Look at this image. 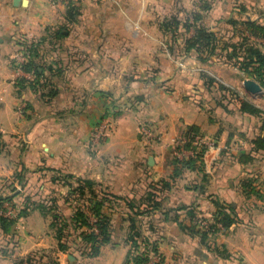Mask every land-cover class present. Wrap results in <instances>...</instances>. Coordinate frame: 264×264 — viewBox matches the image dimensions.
<instances>
[{"label":"crops","instance_id":"0c3cea01","mask_svg":"<svg viewBox=\"0 0 264 264\" xmlns=\"http://www.w3.org/2000/svg\"><path fill=\"white\" fill-rule=\"evenodd\" d=\"M97 1L100 9L85 12L86 31L67 38L72 46L64 77L55 81L56 72L50 75L56 93L45 95L28 81L21 83L20 78H29L17 72L10 60L17 53L20 34L39 39L60 22L64 6L57 4L59 0H27L26 5L0 0V193L21 169L24 193L31 189L43 193L47 186L68 192L67 185L50 180L61 173L94 180L97 190L138 202L152 185L161 190L160 181L168 180L170 188L156 190L161 207L143 218L145 233L158 241V253L152 254L149 264H264V151H252L251 143L261 132V123L255 134L250 129L246 135H233L227 130L228 118L196 99L192 75L179 67L181 61L185 66L188 60L198 62L194 55L156 47L163 40L153 32L161 31L164 19L156 18V13L180 15L190 0ZM261 4L260 0H213L211 12L213 17L251 18ZM119 10L122 17L117 18ZM106 29L115 33L106 35ZM117 29H123L119 32L124 36H117ZM103 119L110 122L108 135L91 149L89 137ZM142 123L158 134L159 142L143 141ZM191 124L215 141L204 156L207 177L184 170L170 179V152ZM243 152H251L254 159L240 162ZM247 178L252 181L245 190L242 180ZM113 203L112 238L97 256L70 259L71 253L58 249L51 217L33 210L8 232L0 228V264H15L33 253L39 254L34 264H125L131 210L123 200ZM221 203L232 204L238 218L226 229L218 225L221 229L211 238L218 253L184 226L190 224L186 206L193 204L197 216L207 220ZM50 254L54 259H48Z\"/></svg>","mask_w":264,"mask_h":264},{"label":"trees","instance_id":"16d2710c","mask_svg":"<svg viewBox=\"0 0 264 264\" xmlns=\"http://www.w3.org/2000/svg\"><path fill=\"white\" fill-rule=\"evenodd\" d=\"M206 1H202L197 10L192 11L185 18H181L176 14L163 19L160 23L161 30L169 34L167 42L169 52L175 53V48L185 55H196L197 60L200 62H210L214 55L218 54V49L225 50L226 57L240 71L247 75H253L261 85L264 86V51L258 45L250 40V37L243 35L241 41L236 42H223L218 36L217 32L211 30L205 23L204 11L210 10V5ZM78 6L75 1H68L67 11L65 15L73 19L76 15ZM241 10H243L241 8ZM231 23L237 24V19H232ZM240 27H245L256 37L264 38V24L259 23L251 18H246L240 23ZM183 30V31H181ZM54 31V30H53ZM50 32L51 34L53 33ZM243 32V30H240ZM243 34V33H242ZM55 36L64 37L61 30L55 31ZM45 38L41 42H44ZM19 51V50H17ZM27 53V61L22 64V69L25 72L32 74L31 79L20 78V82L28 81L29 86L37 91V80L42 79L46 70L44 64L37 62V54L32 53L31 50H25ZM206 54V55H204ZM212 81V79H211ZM56 91L51 90L48 95L55 94ZM214 107V106H213ZM240 110L243 113H251L263 115L264 112L256 107L251 106L245 101H240ZM260 133L251 140L253 145L252 151H264V119L260 126ZM186 139L184 144H177L175 150L181 151L182 149L189 150L191 154H184L182 157L175 155L172 158L173 170L170 179L180 176L184 170L197 171L203 174V179H206L205 161L204 156L207 150L206 147L198 148L193 144L195 137L203 136L198 126L191 124L179 135ZM0 139V147H2ZM254 159L251 152L240 153L238 160L240 162H250ZM24 169L17 171L10 183L1 186L0 193V228L4 232H8L9 228L14 225L19 219L26 217L33 210H40L43 214L51 217L50 227L55 232L57 246L60 251L69 252L75 258L81 257H94L100 252L101 247L111 241L112 238V215L111 210L114 206L113 199L123 200L124 203L131 210L129 214V229L126 236V242L130 248L127 251L125 264H149L152 260V254L158 253V241L152 240L144 229L143 218L150 215L153 211L161 207L159 195L156 192L170 188L168 180H161V187L147 192L146 198L136 203L134 199H129L117 195H110L102 190H97V183L94 180L77 177L71 174L59 173L55 177H51L52 183H61L68 186L66 195L57 197L54 195L52 206H49L44 199L34 200L31 195L24 193L26 184ZM251 179L247 178L242 180L243 186L247 189L251 187ZM18 182L21 185V190H16L14 183ZM56 188L55 192L59 193ZM9 190H11L9 192ZM54 191V190H53ZM256 192V191H255ZM64 196V197H63ZM23 199L21 200V198ZM67 204L68 209L64 211L60 206ZM71 201L76 202L72 208ZM13 208L15 216L7 217L2 212L7 209V205ZM88 206L87 209L85 206ZM187 211L190 217V224L184 226L188 229L190 235H196L200 239V243L207 249L217 251V248L212 242L211 238L221 228H228L237 221V214L232 204L225 205L221 203L218 205L217 210L213 213L211 219H207L209 224L207 229H202L194 222L198 212L192 204ZM61 208V209H60ZM56 212H53V211ZM204 219V216H201ZM221 227H219V226ZM151 227V225H150ZM39 254H29L25 258L15 260V264H34L36 257ZM41 258V257H39Z\"/></svg>","mask_w":264,"mask_h":264},{"label":"rangeland","instance_id":"374dc122","mask_svg":"<svg viewBox=\"0 0 264 264\" xmlns=\"http://www.w3.org/2000/svg\"><path fill=\"white\" fill-rule=\"evenodd\" d=\"M48 1L54 2V0H48ZM68 1L70 0H59V3L57 4L63 5L64 10H65L64 13L59 12L60 18L58 20L60 22L57 23L55 26H49V28L45 30V34L43 35L41 34L42 36H40L39 39H36V40L35 38L30 39L29 37H26L21 34L18 37L19 40L21 39L18 45L19 51L24 52L25 50H28L29 52V49H30L32 53L37 54L38 57L36 59L38 63L44 64L47 69L48 67H51L50 70L48 69L45 71V75L44 77H42V79L37 80V83H38L37 90L39 91V93H42L45 95L49 93V91L51 90L54 91V88L52 86L53 85L52 78L50 77V75L53 74V72H56V74L58 75L56 79L54 78L55 81L58 78H61V76L64 77V74L62 73V71L69 64V61L67 60V53L70 52V47L72 46V44H70L71 43L70 40L67 41V38L71 37V35L72 36L81 35L83 32L86 31V28L83 27V23L85 20H87V17H85L87 16L85 15V12H87V8H89L90 10L100 9L98 8L99 4L97 0H72L76 2V5L78 6V10H76V15L74 16V18L70 19V17L65 15V12L67 11ZM204 1H206L208 5H210V8H209L210 10L204 11L205 23L210 27L211 30H214L217 32L221 41L223 42L241 41L243 35H247L248 37H250V40L253 41V43L258 45V47L264 51V38L256 37V35H253L245 27L243 28L240 27L239 23L243 21L244 19H246V17H244L245 15L237 16L233 18L229 16V14H221L218 17H213L212 12H211L213 0L212 1L204 0ZM189 2H190L189 7L184 6L183 8L184 10H182L183 12L180 13L181 16L178 15L181 18H185L188 14L192 13V9L194 8H193L191 0ZM260 2L262 3L261 6H259L258 8L255 7L256 12L251 13L252 14L251 19L264 24V0H260ZM237 6L240 7L239 5ZM100 7L102 6L100 5ZM119 13L120 14L117 15V18L122 17V10H119ZM165 13L157 12L156 18L160 19V18L168 17L170 16L171 12L167 16ZM92 16L96 17V15H92ZM232 19H237L238 23L237 24L231 23ZM58 29H60L61 33L65 35L64 37L55 36V31ZM93 29H97V28H93ZM108 29H106V35H112L115 33V32L111 33L110 30ZM111 29L112 31H115V29L113 28ZM120 30L122 31L123 29H117L116 35L119 37L122 35L124 36L122 32H119ZM240 30H243V32H241ZM52 31L53 33L51 34L50 32ZM153 33L155 36H158L160 39L163 40L162 43H157L156 47L159 48V50L165 48V50L168 52L169 46L167 42L169 40V34L164 33L162 30L158 32V30L156 29L154 30ZM43 38H45V41L41 42ZM175 53H180L177 47L175 48ZM226 53L227 52L225 50L218 49V54L213 56V58L215 59L211 62H205V63L197 60L196 55H194V57L196 58L198 62H194L193 60H188L189 62L187 63V66L184 65V67L182 66H179V67L182 68L187 75H190V74L192 75L191 80L194 81V86H195V89H193V93L195 94V96H197L196 99L198 101L200 100L201 102L208 103L210 106H215V108H217V110L221 113V116L219 115V117L228 118L226 119L227 130L233 133V135L234 134L235 135H246L245 131H247L248 133L250 129H252V131L255 129L257 130L259 129V123H262V119H264V116L263 115L256 116V114L255 115L251 113L245 114L241 112L240 101H245L249 103L251 106L256 107L264 112V86L261 85L259 81H257L255 78H253V75H250V74L247 75L246 73L240 71L235 66L230 64L231 63L230 61L228 63V60H226L227 59ZM14 61H15L14 58L10 60V62H12L11 64L13 68L15 69ZM197 68H199L200 70H197V71L194 70ZM246 78L254 79L255 81H257L262 87L261 92L251 93L248 90H246L243 85V81ZM248 114H250L251 116H248ZM109 123L110 122L108 121V119H103L100 123H98V125L94 126L93 131L94 130L96 131L98 127L106 125V130L103 134L105 135L103 136V139H104L108 135V132L110 129ZM141 127H144L147 130L149 128V126L146 123L145 124L142 123ZM253 132L255 134V131ZM92 134L93 133H91V135ZM91 135L88 141L89 148L96 149L98 146L102 144L103 139L102 140L100 139V141H95V138L91 139ZM155 135H156L155 136L156 138L153 140V143L159 142L160 140L158 139V136H157L158 134L156 133ZM211 136L214 137V134H211ZM142 139L148 145V143L146 142L148 140V136L142 135ZM238 139L240 138L238 137ZM175 147L176 146H174L173 151L170 152L171 154L169 157L171 160L175 155L178 154V151L175 150ZM189 178L192 179V174L189 175ZM155 185L156 184L152 185L151 190L155 189ZM55 189L56 187L53 188V187L47 186L46 192L42 191L43 193H38L36 192V190L31 189L27 191V193L25 194L33 196L34 199H40V198L44 199L46 197L45 201L48 203L49 206H52L53 200L50 201V199L53 198L54 195H57V197H59L61 195L67 194V188L66 190L62 188L63 189L62 191L64 192H59V193H56ZM60 190H61V187L59 186L57 191H60ZM10 191L11 190H9V192ZM146 194L142 197L146 198ZM35 196H37V198H35ZM22 199L23 197L21 198V200ZM139 200L140 199H135V202L138 203ZM59 202L61 205L60 207L64 211H66L68 209V205L61 204L62 203L61 199ZM71 204H72L71 207L73 208L76 205V202L71 201ZM87 207L88 206L86 205L85 208L87 209ZM53 212H56V211L54 210ZM195 217H196V220L198 221L199 219L201 220V218H198L201 216H195ZM196 220H194V222L198 223L197 226L201 227L200 226L201 224L197 222ZM49 257H51L50 259H54L55 256L50 254L48 256V259ZM36 262H38V260H36Z\"/></svg>","mask_w":264,"mask_h":264},{"label":"built area","instance_id":"2783aa9c","mask_svg":"<svg viewBox=\"0 0 264 264\" xmlns=\"http://www.w3.org/2000/svg\"><path fill=\"white\" fill-rule=\"evenodd\" d=\"M200 1L201 0H191L192 5H193V8H194V9H192V11H195V10L198 9V6L200 4ZM13 58L15 59V61H14V67L17 70V72H24V73L27 74L28 78L31 79L32 74H30L28 72H25L22 69V64L27 61V53L25 51L24 52L23 51H19V52H17L14 55ZM179 66L184 67V61H181L179 63ZM141 129H142L143 135H147L148 136V140L146 142L148 144H152L153 143V140L156 138L155 137L156 135L149 128L147 130L144 127H141ZM105 130H106V125H103L101 127H98L96 129V131L95 130L93 131V134L91 135V139L92 138H95V141H100V139L102 140L103 139V136H105V135H103L104 132H105ZM176 140H177L176 141V145L177 144H184L185 141H186V139L184 137H180V136ZM193 144L196 145L199 149L202 148V147H206L207 150H208L210 147H213L214 146L215 141H214V139H211V138H208V137H205V136H197V137H195V141L193 142ZM191 153L192 152L189 151V150L182 149L181 151H178V154L177 155L179 157H182L184 154H191ZM14 187H16V190H21V185L18 182H15L14 183ZM5 205H7V204L5 203ZM2 213L4 215H6L7 217H13V216H15V211L13 210L12 207H9L8 205H7V209L4 212H2ZM198 218H201V217H198ZM196 221L201 224L200 225L201 226L200 228L207 229L208 224H209L208 220L201 218V220L199 219V221L198 220H196Z\"/></svg>","mask_w":264,"mask_h":264},{"label":"water","instance_id":"95a60500","mask_svg":"<svg viewBox=\"0 0 264 264\" xmlns=\"http://www.w3.org/2000/svg\"><path fill=\"white\" fill-rule=\"evenodd\" d=\"M26 5L27 4V0H14V5ZM243 85L245 87L246 90H248L251 93H259L262 90L261 85L255 81L254 79H250V78H246L243 81ZM154 162V158L153 156L149 157V163L152 165ZM70 259H75V257L73 255H69Z\"/></svg>","mask_w":264,"mask_h":264}]
</instances>
